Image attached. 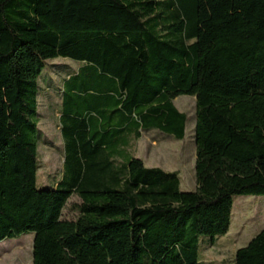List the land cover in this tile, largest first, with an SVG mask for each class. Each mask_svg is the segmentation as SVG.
Instances as JSON below:
<instances>
[{
  "label": "trees",
  "instance_id": "trees-1",
  "mask_svg": "<svg viewBox=\"0 0 264 264\" xmlns=\"http://www.w3.org/2000/svg\"><path fill=\"white\" fill-rule=\"evenodd\" d=\"M57 59L79 68L56 93L62 178L38 189ZM180 96L196 102L194 192L128 152L150 131L185 139ZM238 196H264V0H0V242L33 234L32 264H204ZM234 264H264V229Z\"/></svg>",
  "mask_w": 264,
  "mask_h": 264
},
{
  "label": "rangeland",
  "instance_id": "rangeland-1",
  "mask_svg": "<svg viewBox=\"0 0 264 264\" xmlns=\"http://www.w3.org/2000/svg\"><path fill=\"white\" fill-rule=\"evenodd\" d=\"M77 62L57 59L49 61L44 76L40 79L39 111L40 132L47 142L39 145V172L37 188H53L63 174V140L59 129L60 98L56 94L61 88L67 72H76ZM176 108L188 118L186 136L178 141L157 131L143 133L140 140H133L129 154L141 159L148 168H160L165 172H177L183 192L197 189L195 177L196 162V102L195 98L180 96L174 100ZM80 203L72 197L64 210V217L75 219L72 206ZM264 229V196H238L232 210L229 232L217 237L213 243H203L200 261L204 264H234L236 252L246 247ZM34 235L27 233L16 239L0 242V264H32Z\"/></svg>",
  "mask_w": 264,
  "mask_h": 264
}]
</instances>
